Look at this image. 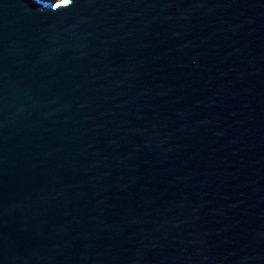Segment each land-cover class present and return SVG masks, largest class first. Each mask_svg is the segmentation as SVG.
I'll return each instance as SVG.
<instances>
[{"label":"water","instance_id":"95a60500","mask_svg":"<svg viewBox=\"0 0 264 264\" xmlns=\"http://www.w3.org/2000/svg\"><path fill=\"white\" fill-rule=\"evenodd\" d=\"M0 264H264V0H0Z\"/></svg>","mask_w":264,"mask_h":264},{"label":"rangeland","instance_id":"374dc122","mask_svg":"<svg viewBox=\"0 0 264 264\" xmlns=\"http://www.w3.org/2000/svg\"><path fill=\"white\" fill-rule=\"evenodd\" d=\"M57 1H59V0H57Z\"/></svg>","mask_w":264,"mask_h":264}]
</instances>
